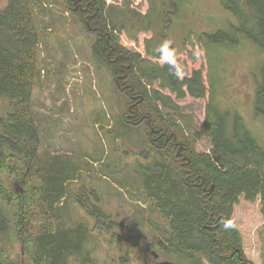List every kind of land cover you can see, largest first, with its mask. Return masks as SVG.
<instances>
[{
	"label": "trees",
	"instance_id": "trees-1",
	"mask_svg": "<svg viewBox=\"0 0 264 264\" xmlns=\"http://www.w3.org/2000/svg\"><path fill=\"white\" fill-rule=\"evenodd\" d=\"M62 1L82 28L94 35L93 59L106 67L114 87L126 98L115 139L128 136L129 130L145 146L142 157L149 161L136 167L143 201L152 202L167 222L163 239L156 244L162 245L167 261H159L253 264L243 253L231 216L243 194L249 201L260 199L264 218V144L236 109L221 105L218 92L225 50L246 40L264 55V0H220L236 23L196 36L207 57L208 89L200 70L180 78L178 66L154 61L165 52L159 42L165 40L182 0H160L144 14L130 12L133 21L144 25L142 31L162 22L156 42L146 41V57L119 43L118 34L126 26L118 7L107 0ZM33 6L32 0H0V97L12 105L6 117L0 115V264H15L8 255L14 240L32 264H75L74 258L80 264H94L85 248L91 231L102 225L109 230L111 225L104 224L105 213L97 204L85 206L80 198L83 188L73 199L93 218L92 228L83 221L67 227L54 224V228L51 223L58 205L71 194L67 181L76 179L77 166L67 165V173L61 165L42 163L38 155L39 129L29 107L39 40ZM263 62L254 75L253 115L264 119ZM207 90L203 132L211 148L202 152L196 150L198 130L175 99L203 98ZM8 180H17L24 192L10 188ZM36 215L44 222L31 232Z\"/></svg>",
	"mask_w": 264,
	"mask_h": 264
},
{
	"label": "rangeland",
	"instance_id": "rangeland-1",
	"mask_svg": "<svg viewBox=\"0 0 264 264\" xmlns=\"http://www.w3.org/2000/svg\"><path fill=\"white\" fill-rule=\"evenodd\" d=\"M32 2L39 40L29 107L39 129L38 155L42 163L48 162L51 167L61 165L67 173H70L67 165L77 166L76 179L67 181L71 194L62 200L63 205H58L54 220L51 219L53 228L54 224L67 227L81 221L92 228L93 218L73 199V195L83 188L85 194L80 198L86 202L85 206L97 204L105 213L104 224L111 225L109 230L102 225L91 231L85 248L94 264H157L159 260L167 261L162 254V245H156L163 239L161 235L167 222L158 215L152 202L143 201L140 175L136 172L137 163L149 161L142 157L145 146L133 131L128 130V136L117 140L114 137L119 131L118 119L126 107V98L114 87L106 67L93 59L91 45L94 35L82 28L62 0ZM159 2L107 0L123 14L126 27L118 34L122 46L147 56L146 41L151 38V44L156 42L162 31V22L158 20L151 28L142 31L144 25L136 19L133 21L130 12L144 14L151 5L158 6ZM180 3L177 14L171 16V24L163 37L165 40L159 42L165 52L154 61L178 66L180 78L200 70L208 89L207 57L196 36L211 29H227L236 21L220 0H182ZM223 58L224 72L221 73L218 92L220 103L236 109L264 144V119L253 115L254 75L259 63L264 61V55L252 43L242 40L225 50ZM163 92L174 98L166 90ZM207 101L208 90L203 98L186 95L183 99H175L198 130L196 150L202 152L211 148L203 132ZM11 106L7 99L0 97L2 117H6ZM57 176L62 177L60 172ZM8 182L10 188L24 192L23 185L17 180ZM260 208L258 197L249 201L241 194L231 216L242 238L243 253L254 264H261L264 254V218ZM43 222L36 215L31 232ZM153 244L156 247L153 248ZM153 252L157 254L156 259ZM8 255L15 264H32L18 240L10 243ZM74 261L80 264L78 259L74 258Z\"/></svg>",
	"mask_w": 264,
	"mask_h": 264
},
{
	"label": "flooded vegetation",
	"instance_id": "flooded-vegetation-1",
	"mask_svg": "<svg viewBox=\"0 0 264 264\" xmlns=\"http://www.w3.org/2000/svg\"><path fill=\"white\" fill-rule=\"evenodd\" d=\"M247 259H248V258H247ZM250 261H251V260H250ZM162 262H163V261H158L157 264H163ZM252 263H253V262H252ZM253 264H254V263H253ZM261 264H262V262H261Z\"/></svg>",
	"mask_w": 264,
	"mask_h": 264
},
{
	"label": "water",
	"instance_id": "water-1",
	"mask_svg": "<svg viewBox=\"0 0 264 264\" xmlns=\"http://www.w3.org/2000/svg\"><path fill=\"white\" fill-rule=\"evenodd\" d=\"M164 264H171V263H168V262H167V263H164Z\"/></svg>",
	"mask_w": 264,
	"mask_h": 264
}]
</instances>
